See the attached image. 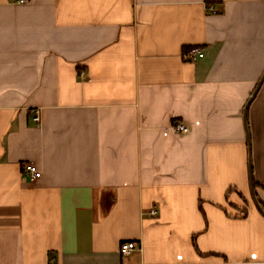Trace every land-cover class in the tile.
Listing matches in <instances>:
<instances>
[{
	"label": "crops",
	"instance_id": "obj_1",
	"mask_svg": "<svg viewBox=\"0 0 264 264\" xmlns=\"http://www.w3.org/2000/svg\"><path fill=\"white\" fill-rule=\"evenodd\" d=\"M263 76L264 0H0V264H264Z\"/></svg>",
	"mask_w": 264,
	"mask_h": 264
},
{
	"label": "built area",
	"instance_id": "obj_2",
	"mask_svg": "<svg viewBox=\"0 0 264 264\" xmlns=\"http://www.w3.org/2000/svg\"><path fill=\"white\" fill-rule=\"evenodd\" d=\"M17 1L23 3L25 0H17ZM209 9L212 13H214V14L216 13V9H214L212 7H210ZM202 57H204L203 52H201V50L195 49V48H192V50H190L186 55V58L189 60H192V61L196 60L197 58H202ZM34 114H35L34 121L37 123H40L41 115H40L39 109H37L34 112ZM174 127L178 133H188L189 132V128L181 122L180 123L175 122ZM39 174H40V171L37 169V167L34 164L26 163L24 165V175L29 180H31V181L36 180L38 178ZM158 213H159V211H157L156 209H153V211L151 212V215L154 216V215H157ZM139 249L140 248H139V245L137 243L126 242V243L121 244V246L119 248V252L121 255L126 257V256H129L135 250H139Z\"/></svg>",
	"mask_w": 264,
	"mask_h": 264
},
{
	"label": "water",
	"instance_id": "obj_3",
	"mask_svg": "<svg viewBox=\"0 0 264 264\" xmlns=\"http://www.w3.org/2000/svg\"><path fill=\"white\" fill-rule=\"evenodd\" d=\"M263 83H264V76H263L260 84L256 88V90L253 92V95H252L250 101L247 103V105L245 107L246 108L245 120H246V116H247L248 107L251 104V102L254 100V98L256 97L257 92H258L259 88L262 86ZM247 135H248V130H247ZM249 142H250V138H249ZM250 156H251V151H250ZM249 166H250V169H249V180H250V185H251V194L253 196V200L255 202V205H256L257 209H259L261 214L264 216V208H262V206H261V204H260V202H259V200L257 198V194L255 193V182L253 180V166H251V158H250V161H249Z\"/></svg>",
	"mask_w": 264,
	"mask_h": 264
},
{
	"label": "trees",
	"instance_id": "obj_4",
	"mask_svg": "<svg viewBox=\"0 0 264 264\" xmlns=\"http://www.w3.org/2000/svg\"><path fill=\"white\" fill-rule=\"evenodd\" d=\"M260 204H261L262 208H264V204H263V203H261V202H260Z\"/></svg>",
	"mask_w": 264,
	"mask_h": 264
}]
</instances>
